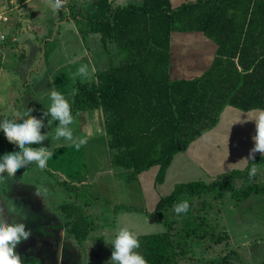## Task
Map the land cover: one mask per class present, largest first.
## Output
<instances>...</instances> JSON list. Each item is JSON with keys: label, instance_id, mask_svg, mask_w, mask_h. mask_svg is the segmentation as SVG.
Returning <instances> with one entry per match:
<instances>
[{"label": "trees", "instance_id": "trees-1", "mask_svg": "<svg viewBox=\"0 0 264 264\" xmlns=\"http://www.w3.org/2000/svg\"><path fill=\"white\" fill-rule=\"evenodd\" d=\"M89 9L88 32L100 34L103 42L125 46L132 54L119 66L98 72L97 83L81 86L76 104L103 110L113 164L127 173L129 180L156 170L155 187L162 186L175 157L212 131L226 107L244 112L264 109V58L259 62L264 49L256 51L261 32L254 29L264 23V0H197L177 8L170 0H144L142 6L116 8L109 0H97ZM189 31L203 32L214 40L219 45L217 56L200 77L172 80V34ZM1 141L6 153L19 151L7 139ZM254 163L263 169L264 157L256 156L241 169L219 172L211 176V182L178 183L170 194L161 196L152 212L123 205L115 211L136 210L159 217L166 230L140 236L137 251L148 264H180L182 242L172 234L169 211L186 198L222 197L228 192L234 201L241 202L254 193L264 195V182L258 181V173L249 179ZM59 183L71 192L86 190L65 180L59 179ZM76 195L78 204H63L61 210L68 220V231L82 244L96 226L83 211L84 202L79 201L92 199L80 192ZM199 217L196 227L190 225L192 233L206 237L208 220ZM24 264L39 261L32 258Z\"/></svg>", "mask_w": 264, "mask_h": 264}, {"label": "crops", "instance_id": "crops-1", "mask_svg": "<svg viewBox=\"0 0 264 264\" xmlns=\"http://www.w3.org/2000/svg\"><path fill=\"white\" fill-rule=\"evenodd\" d=\"M7 1L9 10L6 13L10 18V21H12L5 23V25L7 28H14L15 32H19V28H21V23H19L17 20L18 17L23 16L25 24H33L34 20L38 19L40 15L50 13L48 12V0ZM96 1L97 0H69L68 3L70 6L66 8H60L58 14L59 24L65 26L64 36H66V39L59 51L65 50V46L68 42H70V40L75 41L77 45V50L71 52L68 56L63 55L61 58L59 57L60 55L57 54L55 58H50L49 64V60H44L42 63L39 62L38 65L37 60L40 58H25L24 56H22L23 58H9L8 48L13 47V45L9 42L10 39L8 35H6V41H4L2 44L4 51L0 52V98H2L0 101V121H3L5 117L11 118L15 112H20L23 114L28 110V108H32L34 109L32 115L36 116L38 119H42L44 125L47 123L49 124L51 116L49 115L45 117L43 115V113L47 111V106L50 104L48 92L55 86L56 89L60 91L66 98L69 96L68 91H65L64 88H58L56 81L57 73L61 70L68 69L71 66L83 64H88L90 71L92 68L95 69V72L87 79L80 76H74V74L68 76L70 79L69 81L74 86V94L72 95L73 99L69 102L72 107V114L75 118V122L70 127L78 128V132L72 129L74 133V140L66 142L63 140V138H61L60 141H56L51 144L45 145V143H41L34 145L35 147L43 146L49 149L53 148L54 155L58 152L65 153V151L75 148V146L71 143L75 141L76 137L83 139L85 143L102 139L106 149L109 148V140L106 131V115L103 110L101 108H92L87 105L78 106L76 104V100L80 93L81 86H90L97 83L98 72L104 71L111 67L119 66L121 63H124L127 58H131L132 52L125 46L121 47L113 41L103 42L100 34L88 32L89 29L87 17L89 15L88 11L90 10L89 6ZM196 1L197 0H170L173 8H177L183 4ZM109 2L114 8H116L118 6L124 7L128 5L142 6L144 0H109ZM65 4H67L66 1ZM68 8H70V10L74 9L77 11L73 15V13L70 14L66 12ZM32 15H34V17L30 18ZM14 20L15 22L13 23ZM69 20L72 21L70 24H68ZM246 28L247 24L245 25V29ZM254 29H258L261 32L259 35L258 50H256L261 53L264 49V23L261 21L258 25L254 26ZM47 36L48 35L46 34V31H44V39L43 41L39 42L41 47H43V44L49 40L50 37ZM11 38H13V36ZM7 43H10L9 47L7 46ZM93 44L97 46V48L100 50V53L103 51V53L107 55V58H110L112 55V58L121 60L115 66H108L110 62H104L103 65L105 66L102 65L101 68L96 67L93 64ZM218 48L219 45L214 40L207 37L203 32H174L170 41L171 79L191 80L200 77L213 64L217 56ZM17 51H19L20 57L22 54L25 55L22 49ZM125 58L126 60L123 61ZM263 58L264 56L259 57L260 64L262 63ZM45 66L46 68L43 69ZM6 70L9 75L7 78L9 77L10 79L8 80L7 85L6 83L3 84L4 79H2L3 74L6 73ZM61 79L62 75L58 78V80L60 81ZM92 80L93 83L91 84ZM4 85L6 86L5 88ZM8 86L11 87L9 90L7 89ZM8 96H10V99ZM77 113H79L78 116ZM253 115L254 111L244 112L231 106L226 107L220 117L219 124L212 131L196 140L187 151L180 153L175 157L174 162L168 170L166 181L162 186L155 187L154 180L156 176V170H153L150 174H142L139 179L136 180L139 182V190L137 189L133 191L132 194L139 193V195L143 197V202H123L117 196L115 202L111 201L112 203L109 207L110 209H113V211L111 210V224L105 223L107 220L104 216L103 209L99 208L102 206L101 202H99L100 205H91L88 208V214H90V217L96 227L89 239L81 244L83 245L81 251L84 252L83 264H97L93 259H98L99 255L103 253L105 254V257H108L111 252H107L104 250V248L99 246L101 243H104L109 236L114 239L116 231L121 227H127L130 230L137 232L139 237L149 233H157L158 231L164 232L166 230L162 220L159 217L154 218L142 211L136 210H121L116 212L114 208L116 204L141 207L145 208L146 211L152 212L154 211L161 196L171 193L170 191V193L164 194L162 190L164 187L166 188L165 185L168 187V185L171 183L169 182L170 180H175V185L178 183L190 182L194 180L207 179L209 180L208 182H211V176L219 174V172H221L220 170L222 169L227 171L245 167L248 161L240 160L243 157H247L250 149L255 145L252 137L256 134V124L254 120H250ZM244 121L247 122L245 123ZM50 125L56 128L59 125V121H53ZM0 137V157H2L6 153L5 142L1 141L5 140L6 137L2 131H0ZM259 155H261V153H256L255 157ZM66 157L69 160L72 158V155L68 154ZM59 160L62 161L55 164V167H48V169H44L43 172L37 167V165H34L29 170H27V172L22 174H35L36 178L32 180V183L39 181V177L37 176L43 173L47 178L50 176V174H55L59 177L58 180H65L70 184L75 185L79 190L83 189V187L93 186L90 182L82 179V174H76L74 181H71L72 177H70L69 174L63 170V168H65L67 165V162L63 161L65 160L64 156H61ZM259 170L261 169H258V171ZM122 172V170L114 166L113 154H110L108 158V164L98 173L102 174L103 176L114 177L116 174ZM77 178L81 179L76 181ZM58 180L57 189L59 192L60 188L62 189L64 186H62ZM75 192L79 193L81 191ZM65 197L67 200L64 203L63 201H59L60 203L56 205L58 211L62 212L61 206L63 204H75L74 201L77 202L75 199L76 197L74 198V193L69 191L67 188ZM104 198L108 200L107 195H105ZM96 207L98 208V211L97 209H93ZM62 214L66 218L63 212ZM155 219H158V221L163 224L161 231L159 226L156 224L157 220ZM67 222V219L62 220L61 223L56 226V231L59 233L58 239H60L61 243H63L64 240L71 242L74 241L72 238L74 236L68 231L69 226L66 225ZM156 229L158 231H155ZM64 245L65 244L62 246Z\"/></svg>", "mask_w": 264, "mask_h": 264}, {"label": "rangeland", "instance_id": "rangeland-1", "mask_svg": "<svg viewBox=\"0 0 264 264\" xmlns=\"http://www.w3.org/2000/svg\"><path fill=\"white\" fill-rule=\"evenodd\" d=\"M65 1L67 4H64L62 8L70 6L68 3L69 0ZM8 10V1L0 0V36L8 35L9 42L13 45V47L8 48L9 58H23L22 56L25 58H40L37 60L38 65L39 62L42 63L44 60H49V64L50 58H55L57 54L62 58L63 55L68 56L71 52L77 50L75 41L69 39L70 42L65 46L66 49L59 51L66 39V36H64L65 26L59 24L58 14L60 9H53L49 6L48 12L50 13L40 15L38 19L34 20L33 24H25L23 16L18 17L17 20L21 23L19 32H15L14 28L6 27L5 23L12 21L7 16L6 12ZM76 11L74 9L70 10V8L66 10V12L73 13V15ZM32 17L34 15L30 18ZM68 22L70 24L72 21L69 20ZM44 31H46L47 37L50 38L41 47L39 42L44 39ZM12 36L13 38H11ZM10 43H7L8 47ZM2 44L3 42L0 41V52L4 51ZM92 48L94 49L92 53L93 64L96 67L101 68L104 62H110L108 66H115L121 60L112 58V55L110 58H107V55L103 51L100 53V50L94 44ZM21 49L25 55L22 54L20 57L19 51L17 50ZM125 60L126 58L123 61ZM80 66H71L68 69L61 70L56 76L58 88L62 87L65 91H68L69 96L67 98L69 101L73 99L74 86L69 81L68 76L75 74ZM45 68L46 66L43 69ZM61 75L62 79L59 81L58 78ZM7 76L9 75L6 70L2 78L4 79L3 84L6 83V85L8 80H10ZM10 88L8 86L7 89L9 90ZM8 98L10 99V96ZM71 128L78 132L77 127ZM54 132L55 128L48 123L42 130V133H51L52 135H54ZM54 142L56 141L50 135L42 144L45 143L47 145ZM68 154L72 155V158L69 160L66 157ZM110 154H113V151L110 147L106 149L101 139L84 143L79 150L75 147L65 151V153L58 152L48 161V167H55V164L62 161L59 158L64 156L65 160L63 161L67 162V165L63 170L72 177L71 181H74L76 174H82V179H85L93 185L86 187L85 191L80 192L92 200L89 202H87L88 199L79 201L80 203L84 202L85 206H82L83 211L89 216L90 220L92 219L90 214H88V208L93 204L100 205L99 202H101L102 206L99 208L103 209L104 216L107 220L105 222L106 224H111L110 218L112 217L111 212L113 209L109 207L112 203L111 201L115 202L117 197L123 202H143V197L139 193L132 194L133 191L138 189L139 182L129 180L127 173L122 172L116 174L114 177L103 176L98 173L108 164ZM220 171L223 172L225 169ZM257 173L258 181L264 182V169L257 171ZM53 175L50 174L47 178L45 174L41 173V175L39 174L37 176L39 177V181L32 183V180L36 178L35 174H22L15 175V177H8L7 173H4V184H0V199L8 202L9 205L12 203L10 200L14 201L17 211L20 213L19 215H9L7 209H5V218L10 223L13 219L24 222L27 228L32 231L30 239L22 242L16 249L24 260V263L36 257L39 264H83L84 252L81 251L83 245L75 237H72L74 240L72 242L64 240L61 243L60 239H58L59 233L56 231V226L67 218L64 217L61 211H58L56 205L60 203L59 201H63L64 203L67 199L65 197L66 188H60L58 192L57 180L59 177L55 174ZM80 179L77 178L76 181ZM204 181L208 182L209 180L206 179ZM169 182L171 183L168 187L165 185L166 188L164 187L162 189L164 194L170 193V191L172 192L175 188V180H170ZM37 189L40 190L41 194L37 192ZM73 193L75 198L77 196L76 192L74 191ZM105 195H107L108 200L104 198ZM214 196L212 194L192 199L186 198L185 200L190 205L187 213L178 215L174 211V208L169 211L173 220V226L171 228L172 234L175 238H180L182 242L179 252L180 264H260L264 260V195L254 193L248 199L241 202L234 201L228 192L222 197ZM74 202L78 204L76 201ZM116 206L118 204L114 208ZM137 208L139 209L141 207ZM93 209H97L98 211L97 207ZM199 216H204L208 220L205 233L206 237H199L192 233L190 225L192 224L193 227H196L199 224V220L197 219L200 218ZM151 217L155 218V216ZM155 220H157L156 224L161 231L163 222H159L158 219ZM187 221L189 224H187ZM155 231L158 230L156 229ZM179 233L182 234L181 237H179ZM109 237L107 241L111 242L113 239ZM63 244L65 245L62 246ZM101 245L99 247L104 248L107 252H111L110 255L107 254L108 257H105L103 253L99 255L98 259L93 260L97 264H106L110 260L114 246L106 244L105 242L101 243Z\"/></svg>", "mask_w": 264, "mask_h": 264}, {"label": "clouds", "instance_id": "clouds-1", "mask_svg": "<svg viewBox=\"0 0 264 264\" xmlns=\"http://www.w3.org/2000/svg\"><path fill=\"white\" fill-rule=\"evenodd\" d=\"M48 3L53 9H60L64 7L65 0H48ZM94 72V68L90 71L89 65L83 64L77 69L74 76L87 79ZM48 97L50 104L43 115L45 117L51 116L49 124L53 121H59L54 135L42 133L45 126L44 122L32 115L34 111L32 108H28L23 114L15 112L11 118L5 117L3 121H0V131L4 133L9 143L19 149V151L5 153L0 157V184H4V173H7L8 177H15L18 170L26 168L32 163H35L41 170L48 167V161L54 155L53 148L33 147L32 145L41 144L50 135L54 141H60L61 138L66 142L74 140V133L70 126L75 122V118L69 100L55 86L48 92ZM253 111L254 115L250 120H254L256 124V134L252 137L255 145L250 149L248 156L241 158L240 161H254L256 153H261L264 157V109ZM78 115L79 113H77ZM84 143L83 139L76 137L71 144L79 150ZM257 171L258 167L254 163L249 172V179L254 178ZM37 192L41 194L39 189ZM10 201L12 202L11 205L0 199V264H24V260L16 249L22 242L30 239L32 231L27 228L24 222L13 219L10 223L5 218V209L9 215L20 214L14 201ZM189 207V202L184 200L174 205V211L178 215L187 213ZM105 243L114 246L110 260L106 264H148L144 256L136 251L140 248L139 234L127 227L119 228L114 239L111 242L105 240Z\"/></svg>", "mask_w": 264, "mask_h": 264}, {"label": "built area", "instance_id": "built-area-1", "mask_svg": "<svg viewBox=\"0 0 264 264\" xmlns=\"http://www.w3.org/2000/svg\"><path fill=\"white\" fill-rule=\"evenodd\" d=\"M0 41H1V42L6 41V36H5V35H1V36H0Z\"/></svg>", "mask_w": 264, "mask_h": 264}, {"label": "flooded vegetation", "instance_id": "flooded-vegetation-1", "mask_svg": "<svg viewBox=\"0 0 264 264\" xmlns=\"http://www.w3.org/2000/svg\"><path fill=\"white\" fill-rule=\"evenodd\" d=\"M33 258H36V257H33Z\"/></svg>", "mask_w": 264, "mask_h": 264}]
</instances>
